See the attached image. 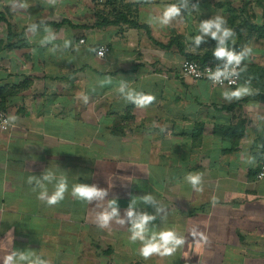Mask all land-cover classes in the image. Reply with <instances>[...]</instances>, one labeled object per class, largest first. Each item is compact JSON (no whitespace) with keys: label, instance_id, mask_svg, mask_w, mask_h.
<instances>
[{"label":"crops","instance_id":"obj_1","mask_svg":"<svg viewBox=\"0 0 264 264\" xmlns=\"http://www.w3.org/2000/svg\"><path fill=\"white\" fill-rule=\"evenodd\" d=\"M15 2L25 7L0 0V109L17 117L0 132V264L13 250L34 251L50 264H264V180L256 179L264 93L251 86L254 95L227 102L223 89L183 78L185 54L207 48L189 39L199 33L184 17L163 27L146 23L166 0ZM95 13L97 28L73 21ZM32 23L35 35L26 31ZM45 27L56 38L41 46ZM65 39L79 50L65 49ZM101 46L109 49L103 58L88 51ZM122 81L155 101L143 109L124 101L115 91ZM45 171L68 180L54 206L27 182ZM189 174H200L202 192L188 184ZM76 183L108 195L78 201L70 194ZM145 195L154 202H138L134 211L156 216L149 231L172 229L185 238L172 256L145 260L140 242L129 241L128 204ZM112 199L125 223L114 219L100 229L93 221ZM201 233L207 244L196 243Z\"/></svg>","mask_w":264,"mask_h":264},{"label":"clouds","instance_id":"obj_2","mask_svg":"<svg viewBox=\"0 0 264 264\" xmlns=\"http://www.w3.org/2000/svg\"><path fill=\"white\" fill-rule=\"evenodd\" d=\"M12 8L20 7L23 8L25 5L20 3L16 4L15 0H9ZM51 4H55L56 0H50ZM188 0H179L177 3L164 5L159 15L149 16L146 20L150 26L159 25L161 27L169 25L173 20L180 18L183 20L182 12L188 11ZM194 9H197V5H192ZM38 25L32 23L28 25L26 31L36 34ZM46 35L40 41L41 46L44 44L51 43L54 40L55 33L52 29L45 27ZM198 35L192 36L189 39L192 43L198 47L202 42H205V38H211L216 41L215 47L212 50V56L216 60H223L222 66H217L215 70L206 69L207 79L213 83V85L224 86L225 81L229 85L236 84V81L240 78L244 68H241L242 62L247 59L251 53V47H244L241 51L237 52L234 49L228 47L229 41L235 40V31L228 27L227 21L222 16H215L210 19L201 21L198 27ZM50 37V38H49ZM83 43V41H81ZM65 49L74 47L72 41L69 39L64 40L63 44ZM196 47L189 49V51H195ZM75 51H78V47H74ZM50 52L54 50L50 49ZM90 52H96V55L103 57L104 50L97 51L95 48L88 49ZM188 72L199 77L200 72L196 71L195 65H187ZM111 83L110 78L107 80ZM117 94L126 102L133 104L136 108L143 109L151 105L155 101V96L151 94H145L143 92L136 91L130 88L125 82H121L119 87L115 89ZM256 93V90L251 87V80H246L242 85H238L234 89L223 87L221 91V97L227 101L232 102L234 100H240L246 96H251ZM84 104H87L89 97L87 94L81 93L78 97ZM17 117L9 116L4 124H14ZM188 184L196 191L202 192L203 187L201 184L200 174H189L186 178ZM29 184H34L33 191H38L37 199L46 203L48 206H54L60 203L64 198L65 194L69 191V184L67 177L61 175L59 178L55 173L51 171H45L39 178L36 176H30L27 181ZM53 182H55L53 184ZM48 184H53V191L49 193ZM199 186V187H198ZM71 196L87 204L93 201H102L104 197L108 195L106 189L98 188L96 185H88L84 183H76L71 187ZM152 195H145L142 197H133L131 202L128 204L126 217L131 227L128 228L130 233L129 241L131 243L140 242L138 249V255L147 260L153 255L160 257L172 256L176 251L185 245V238L179 235L175 230L166 229L161 231H149L147 225L149 222L156 219V216L149 215L148 213H137L134 211L135 206L138 202L150 204L154 202ZM216 197L212 198V204L215 206L218 203ZM162 209L157 208V213ZM116 220L117 223L123 225L124 220L119 219L117 200L112 199L107 202V208L99 212L95 220L93 221L98 228L107 229L110 228V222ZM10 234V233H9ZM7 234V235H9ZM199 244H207L208 238L204 234H200V240L196 241ZM185 259L188 258V254H185ZM3 264H50V261L41 258L36 252L27 250L24 252L13 250L9 254L3 256Z\"/></svg>","mask_w":264,"mask_h":264},{"label":"rangeland","instance_id":"obj_3","mask_svg":"<svg viewBox=\"0 0 264 264\" xmlns=\"http://www.w3.org/2000/svg\"><path fill=\"white\" fill-rule=\"evenodd\" d=\"M152 3L155 0H138V5L145 4L147 2ZM163 1V0H157ZM179 0H166V2H161L160 5L164 6L167 4L177 3ZM149 3V4H150ZM197 5V9H194L192 5ZM188 11L182 12L184 19H187V22H193L197 29L201 21L210 19L217 15L222 16L226 19L228 27L233 30L236 27L242 25L243 23H250L254 27H260L263 24L264 19V0H188ZM120 15L119 13H111L107 15L108 17L114 19ZM179 19L181 23V19ZM74 22L94 25L98 23V13H95L91 17H81L74 18ZM177 22V20H176ZM182 25V24H181ZM190 25V24H188ZM191 27H194L193 25ZM188 26V28H191ZM243 28V27H242ZM194 30L196 28L194 27ZM244 31L248 32L246 28L241 30V35L243 37ZM236 33V32H235ZM259 34L258 31H255L254 34L250 37L247 35V39L239 44L238 51H241L244 47H251L252 53L247 59H251L250 62L245 59L243 77L245 79H250L251 74L255 70L264 69V33ZM236 37L234 42L230 41L232 45L236 44Z\"/></svg>","mask_w":264,"mask_h":264},{"label":"trees","instance_id":"obj_4","mask_svg":"<svg viewBox=\"0 0 264 264\" xmlns=\"http://www.w3.org/2000/svg\"><path fill=\"white\" fill-rule=\"evenodd\" d=\"M105 24L114 25L115 22H109V23H105ZM54 26H56V25H54ZM94 26L97 28L99 26V23L94 24ZM134 26L138 27L137 25H134ZM242 27L246 28V30H248V32L244 31L243 37L241 35V30L243 29ZM234 31L236 32V40H237L236 44L232 45L231 42L229 41L228 47L231 49H234L235 51H238L239 44L241 43L242 40L244 41V44H246L245 39H247V37H246L247 35H249L251 37L255 31H258L259 34H262L261 36H263L264 19H263V24L260 27H254L250 23H243L242 25L236 27V29ZM8 36H11V35L8 34ZM176 40H173V42H175L177 44V47L180 49V52H182L183 49H182L181 42H178ZM202 43L207 48L202 55L185 54V59L198 61L202 65L207 64V63H211V64L217 65V66L221 65L224 61L223 60H216L212 56V50L215 47L216 41L212 40L211 38H205V42H202ZM242 68H244V66ZM243 72L241 73L240 80L244 76ZM250 80H251V86L253 88H255L259 92V94L264 93V69L261 68L259 70H255L251 74Z\"/></svg>","mask_w":264,"mask_h":264},{"label":"built area","instance_id":"obj_5","mask_svg":"<svg viewBox=\"0 0 264 264\" xmlns=\"http://www.w3.org/2000/svg\"><path fill=\"white\" fill-rule=\"evenodd\" d=\"M100 2H101V0H100ZM81 41H83V43H81ZM79 43L84 44V40L80 39ZM101 49L104 50L103 57H105V55L107 53H109V49L106 46H101L97 49V51H100ZM95 55H96V52H95ZM96 57H99V56L96 55ZM103 57H99V58H103ZM223 63L219 66H222ZM187 65H195L196 71L200 72L201 75L199 77H197V76L189 73ZM216 67H217V65H213L211 63H207V64L202 65L198 61L184 59L180 65V74L183 78H188V79H191V80L196 81V82H205V83H208L215 88H220V89H223V87H228V88L234 89L235 87H237L239 85L240 78L236 81V84H234V85H229L227 81H225L224 86L213 85V83L207 79L206 69L209 68V69L215 70ZM242 67H243V64H241V68ZM7 118H8V116L6 115V113L0 109V132H2V133H5L10 129V124H8V125L4 124V121ZM256 179L257 180H264V157L260 161V164H259V167L257 170V174H256Z\"/></svg>","mask_w":264,"mask_h":264}]
</instances>
